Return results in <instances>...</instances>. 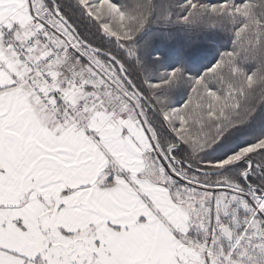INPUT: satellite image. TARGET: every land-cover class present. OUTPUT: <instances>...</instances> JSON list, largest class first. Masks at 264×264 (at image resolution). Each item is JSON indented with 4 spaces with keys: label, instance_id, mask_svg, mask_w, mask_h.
<instances>
[{
    "label": "snow or ice",
    "instance_id": "obj_1",
    "mask_svg": "<svg viewBox=\"0 0 264 264\" xmlns=\"http://www.w3.org/2000/svg\"><path fill=\"white\" fill-rule=\"evenodd\" d=\"M0 264H264V0H0Z\"/></svg>",
    "mask_w": 264,
    "mask_h": 264
}]
</instances>
